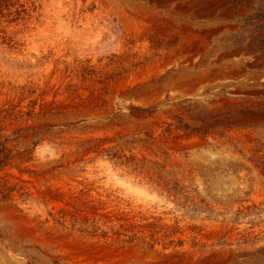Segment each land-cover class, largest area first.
<instances>
[{
  "label": "rangeland",
  "instance_id": "374dc122",
  "mask_svg": "<svg viewBox=\"0 0 264 264\" xmlns=\"http://www.w3.org/2000/svg\"><path fill=\"white\" fill-rule=\"evenodd\" d=\"M0 264H264V0H0Z\"/></svg>",
  "mask_w": 264,
  "mask_h": 264
},
{
  "label": "bare ground",
  "instance_id": "6f19581e",
  "mask_svg": "<svg viewBox=\"0 0 264 264\" xmlns=\"http://www.w3.org/2000/svg\"><path fill=\"white\" fill-rule=\"evenodd\" d=\"M194 50H195V49H194ZM199 51H200V50H199ZM199 51H198V52H199ZM192 52H193V51H192ZM193 53H195V52H193ZM193 53H192V54H193ZM195 54H197V52H196ZM241 55H242V54H241ZM220 58H221V55H218V56L216 57V60H218V59H220ZM254 79H255V78H254ZM235 93H236V92H235Z\"/></svg>",
  "mask_w": 264,
  "mask_h": 264
}]
</instances>
